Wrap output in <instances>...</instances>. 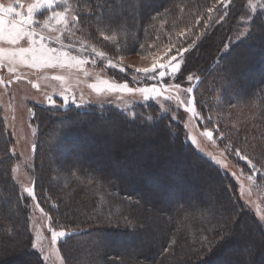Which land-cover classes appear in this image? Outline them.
I'll use <instances>...</instances> for the list:
<instances>
[{"label": "trees", "instance_id": "1", "mask_svg": "<svg viewBox=\"0 0 264 264\" xmlns=\"http://www.w3.org/2000/svg\"><path fill=\"white\" fill-rule=\"evenodd\" d=\"M210 1L212 5H207ZM221 1L74 0V3L80 15L77 25L90 44L96 46L98 43L109 57H115L119 51L125 50V46L126 49L128 47L146 52L150 50L149 45H146L148 42L151 44L153 41L159 47L161 40L177 44L176 51L189 49L196 43L195 33L202 23L198 20L212 16V11L216 14L223 11ZM238 1H234L235 6L232 7L234 10L238 9L235 19L230 20L229 26L223 29L225 33L221 32V37L222 33L230 35V31L236 29L243 18L244 5H238ZM183 3L185 6H181ZM209 9L212 11L209 12ZM255 16V22L249 27L248 37L260 46L264 42V18L258 12ZM226 19H230V16ZM225 23L226 21L215 23L213 31ZM113 36L117 39L112 38ZM214 38L213 34L210 43L204 44L205 56L201 59L200 68L203 74L207 72V76L201 79L196 89V100L203 114H209L212 110L216 112L219 117L218 130L223 128L226 133H230L228 136L233 135L234 143L240 142L241 134H237V129L231 124L233 117L228 113L226 102L230 101L231 96L233 104L239 105L241 102L237 95L243 90L249 91L253 96L259 93L251 88L253 83L242 78L238 80L235 75L233 78L241 83L231 90L226 84L229 81L227 77L220 76V73L212 75L211 71L217 67V62L222 66L226 64L232 68L238 67L239 62L230 60L229 57L235 54L249 64L256 59L255 55L259 50L249 49L239 40V44L233 43L231 52L224 53V57L229 58L227 63L220 58L215 62L222 47L218 41L211 42ZM117 43L124 45V48L121 49ZM194 55L192 52L190 57L194 58ZM197 60L194 59L192 68L197 67ZM109 73L119 82L133 80L129 71L122 73L109 69ZM210 76H213V85L208 81ZM203 82L205 88L202 89ZM212 89L218 91L219 97L211 95ZM144 108L157 119V124L153 127L130 129L126 120L114 108L106 118L101 117L102 113L96 108H57L52 116H55L59 129L51 125V115L44 114L41 121L45 125V141L42 142L41 150L43 156L37 161L36 172L40 183V197L47 206L52 207L51 203L55 202L52 195L57 196L64 203L65 210L75 217L72 223L62 221L71 228L72 233L60 243L61 252L68 253L75 251L77 247L83 248L85 252L81 253L82 264H90L93 256L99 260L96 264H212L228 255L237 258H231V262L225 264H264V227L250 210L237 211L231 196L233 192H229L230 187L223 184V176L227 173L187 141L184 129L178 135L174 134L177 143L173 144L172 133L163 125L168 114L160 115L156 103L139 104L135 107V112ZM0 121V150L5 155H1L0 163L9 164L12 172L9 149L2 135L4 120L1 114ZM68 124H71V128L66 130ZM255 131L258 132V129ZM256 132L253 136H256ZM262 140L260 146L255 144V139L252 144L258 146L257 151L263 154L260 157L263 160L247 156V161L242 163L246 173L258 171L260 178L264 171V137ZM99 142L103 145L101 152L96 150L92 154L85 153L84 148ZM61 145L66 147L67 154L58 152ZM249 149L253 150L251 147ZM51 169L57 173L49 187L46 181H50ZM131 177L136 180L134 185L129 182ZM10 180L5 178L0 185V214L6 223L17 227L16 239L0 234V256L4 253L1 250L6 254L15 250L19 255L24 254L29 264H46L40 254L32 249L28 214L21 202L19 185L13 178L10 177ZM69 183L68 189L65 186ZM187 187H195V190L187 193L184 191ZM54 211V217L60 220L61 211L59 208ZM235 213L238 216L236 219L233 218ZM82 221L92 222L93 228L88 234ZM240 221L241 229H238L237 223ZM106 224H112L113 227L109 229ZM0 229L4 227L1 225ZM107 235L130 241L135 240V235L145 236L146 243L141 240V246L135 249L147 251L148 263L139 260L138 254L133 250L134 246L118 251L123 259L111 258L113 240H109L110 244L103 242V237ZM67 246L69 250L66 249ZM100 247L110 251L106 253L103 250L101 254ZM9 263L11 260L6 257L3 264Z\"/></svg>", "mask_w": 264, "mask_h": 264}, {"label": "rangeland", "instance_id": "2", "mask_svg": "<svg viewBox=\"0 0 264 264\" xmlns=\"http://www.w3.org/2000/svg\"><path fill=\"white\" fill-rule=\"evenodd\" d=\"M234 1L236 0H222L223 11L221 10L219 14L212 11V16L208 15L207 17H203L204 19L201 18L198 20V22L201 21L202 23L195 33L196 39L194 41L196 43L190 46L187 51H181L183 55L181 71L176 74L174 79H169L167 74L163 79L159 78L158 74L155 77H146L142 73H136L134 69L151 68L154 60L157 58H159L161 63H167L174 55L179 59L180 57L177 55L175 49L177 44L171 41L170 43H167V41L162 42L161 40L160 46L158 47L157 44L156 47L153 41L151 44L148 42L146 45H149L150 50L146 52L135 51L128 47L126 49L125 46L124 51H119V53L115 54V57L110 56V58L101 50L100 47L102 46L97 42L96 46L90 44L87 37H85L82 30H80L77 25L78 22L69 24L68 29L64 31L61 37V42L66 46L63 48V51L86 60L85 63L78 66L65 65L61 67L57 65L55 67L37 68L21 63L9 65L7 60H4L2 65H0V114L2 120H4V133L2 132V135L5 138V142H7V149H9L11 157L9 163L12 164V172H10L9 164L0 163V185L5 178L11 181L10 177L19 185L21 202H23L25 212L28 214L30 232L32 234V249L40 254L46 264H82L83 257H81V253L85 252L81 247H77L75 251L68 253L61 252L60 243L72 233L71 228H68L62 221L72 223L71 221L75 220V217H72L71 214L65 210V207H63L64 203L55 195H52V200L55 201L51 203L52 207L47 206L48 204L40 197L41 193H39L38 190L40 183L38 174L36 173L38 171L37 161L43 156L41 151L43 149L42 142L45 141V125L42 124L41 121L42 118H44V114L51 115V125H55V128L59 129V124L54 120L55 116H52V112L60 107L68 108L74 106V108L79 110L96 108L99 109V112L102 113L101 117L104 118H106L108 114L110 116L114 108V110H118L119 115L126 120L130 129H139V127L144 126L147 128L153 127V125L157 124V119H154L145 108L144 110L135 112V107L142 103H156L158 105V110H160V115L168 114L163 125L167 127L169 132L173 135L171 142L176 145L177 138L174 134L178 135L179 131L182 132L181 129H184L187 141H190L199 152L216 162L217 165L227 173V175L225 174L226 176H223V184L230 187L231 191L229 192H233L231 196L234 199L233 205L236 204L237 211L244 209L250 210L257 221L264 227V171H261L262 177L260 178L258 177V171L246 173L242 165V163L247 161V159L242 157H258V161L261 159L260 157H263V154L257 151L258 146L252 144V140L255 139V144L260 146L264 137V78L262 79V75H264V42L262 41L263 44L259 46L256 41L254 42V40L248 36H250L249 27H252V24L255 22V13H261V16L264 18V0H240V2L237 0L238 5H240V3L244 5L242 9L243 18L240 19L241 22L236 26V29L232 30V32L230 31V35L228 34V36H225L222 33L221 37L223 29H225L227 25L229 26L231 19H235V13L238 9H233L235 6ZM35 2L36 0H20L23 8H18V11L26 12L28 6ZM16 3L17 0H0V4H3L5 7L9 5L15 6ZM183 5L185 6L184 3L181 4V6ZM207 5H212V1ZM65 7L69 9V15H79L74 0H67L66 4H58L56 10L61 11L64 10ZM47 15L48 10L45 9L37 12L35 17L42 21ZM228 15L230 19H226ZM5 19H10V17L6 16ZM224 21H226L225 24L213 31L215 23ZM37 31H42V34L45 36L51 35L53 37V42L50 44L51 47H61V44L55 42L54 39L59 33L50 32L47 29L41 30L39 27ZM223 32L225 33V30ZM213 34L215 38L212 39L211 42L216 41L217 43L218 41L220 43L219 45L222 47V51L218 54V58L215 62H217L219 58L222 62H226L228 57L225 58L224 53L231 52L233 43L237 42V44H239V40L243 41L249 49L259 50L258 54L255 55L256 59L251 60L249 64H247V61L241 60L240 56L235 54L229 57L231 58L230 60L239 62L238 67L232 68L226 64L222 66V64H218L217 62V67L211 71L212 75L220 73V76L224 78L227 77L229 81H227L226 84L231 87V90L238 87L241 83L236 79L240 80L242 78V80L245 79L249 81L248 83H253L251 88L256 93H259H255L256 95L253 96L249 94V91L243 90V92L237 95L238 100L241 102L239 105L235 106L233 104L231 96L230 101L226 102V106L229 110L228 113L233 117V122H231V124L237 129V134H241L240 142L236 141L234 143L233 135L231 134L228 136L230 133H226L223 128L218 130L217 125L219 123V117L214 110H210L211 112L209 114H203L201 108H198L196 89L201 79L207 76V72L203 74V70L200 68V62L202 57L205 56L204 44L210 43ZM245 37H247V39L244 40L243 38ZM112 38L117 39L116 36ZM21 44L25 47L28 46L26 40L21 41ZM118 44L119 43L116 45ZM237 44H235V46ZM119 45L121 49L124 48V45ZM0 47L10 46L0 44ZM93 49H95V53L92 52ZM192 52L195 54L194 58L190 57ZM99 53H104L106 59L101 58L98 55ZM124 53L125 55H123ZM194 59H198L196 66L200 69H197V67L192 68L191 65ZM109 60H111L113 64H116L117 67L109 66ZM120 66L124 67V71L120 70ZM9 67H14V71L10 72L8 70ZM109 69L113 71L117 70L122 73L129 71L133 80L116 81L111 77ZM188 75L193 76V82L191 84L186 79ZM233 75L237 76L235 77L236 79L233 78ZM57 76L63 77V79H55ZM197 77L199 78L198 80L196 79ZM208 81L213 85V76H210ZM131 82L133 84H131ZM176 83L181 85L179 90L174 87H169V85H174ZM124 84H127L128 88L134 89V91L128 92L127 89L123 88ZM93 85L96 87H93ZM203 85L204 82L201 86L202 89L205 88ZM189 86L193 87V92L191 94L185 92V89ZM153 87L156 88V91L147 93L150 97L149 99L144 98V93L136 91L137 89ZM211 92V95L219 97L216 89H212ZM65 95L68 96L67 103L63 100V96ZM73 95L75 96V103L72 102ZM52 101H54V103ZM78 116L81 117V114H78ZM255 129H258V132H256ZM206 131H212V137L206 136ZM222 132L225 135L222 134ZM255 132L256 136H253ZM224 137H226V139L221 141ZM193 140L195 143H193ZM102 146L101 142L94 143L92 147L88 146L84 148L85 153L92 154L96 150L101 152L103 149ZM232 147L235 148L232 149ZM249 147L253 148V150L249 149ZM65 149L66 147L61 145L58 152L60 154H65ZM260 150L262 151L261 148ZM1 155L5 157L0 150V161ZM62 157L61 155V158ZM56 173L53 169L50 170V181H46V185L49 187H51L49 184L54 182ZM129 182L134 185L136 180L131 177ZM69 186L70 183L65 187L69 189ZM194 190L195 187H187L184 191L192 193ZM30 192L32 193L31 195L29 194ZM57 208H59L62 213L61 217L59 216L60 220H56V217H54V210ZM41 209H43V211H41ZM63 215H67V217L64 218ZM2 216L3 215L0 214V227L1 225L2 228L4 227V229H0L1 236H13V238H15L17 227L10 226V224L5 222V219L1 218ZM49 217H51L50 220ZM233 218H238L237 213L233 214ZM82 222L83 228L88 230V232H86L88 234L89 230L93 228V226H91L92 222ZM241 223L242 221L237 223L238 229H241ZM105 226L109 229L113 227L112 224H106ZM53 229L56 231H64L69 235L53 242L51 238ZM225 232L226 231H224V233ZM11 233L13 234L10 235ZM74 239L72 241H74ZM110 239L113 240L111 251L115 250L114 252H110L112 254L111 258L119 260V258L122 257L118 252L119 250L132 248V246H134L133 250L138 254L139 260H144L143 263H148L146 260L147 251H142L140 248L135 249L141 246L139 243L141 240H145V236L137 237V235H135V240L130 241L128 239H118L107 235L103 237V242L110 244ZM145 241L144 243H146ZM147 241L150 243V239ZM68 246L66 248L67 250H69ZM103 250H105L104 247L101 248V254H103ZM109 251L108 249L105 250L106 253ZM1 252H4L1 253L0 256L2 264L6 257H9L11 260L9 264H29L24 254L19 255L15 250L11 254H6L4 250H1ZM234 257L237 258V256L231 257L228 255L212 264H225V262H231V258ZM97 262H99V260L95 259V256H93L89 263L96 264Z\"/></svg>", "mask_w": 264, "mask_h": 264}, {"label": "snow or ice", "instance_id": "3", "mask_svg": "<svg viewBox=\"0 0 264 264\" xmlns=\"http://www.w3.org/2000/svg\"><path fill=\"white\" fill-rule=\"evenodd\" d=\"M67 3V0H36L35 3L30 4L26 12L18 11V8H23V5L20 3V0H17L15 6L9 5L5 7L3 4H0V44H6L10 47H0V65H2L4 60H7L9 65H15L17 63L28 64L31 67H55L57 65L63 67L68 66H78L86 62V60L80 59L75 55H71L69 52L63 51V48L66 47L61 42V37L64 34V31L68 29L70 23H76L79 21L80 17L78 14L69 15V9L67 7L64 10L57 11L56 6L58 4ZM48 10V15L42 21L36 19L35 14L42 10ZM212 9H209L211 12ZM10 17V19H5V17ZM41 30L47 29L50 32L59 33L54 39L55 42L60 43L61 47H51L50 44L53 42V37L51 35L45 36L41 32L37 31V28ZM26 40L28 46L25 47L21 44V41ZM47 41V43H46ZM183 51H187L184 49ZM95 53V49L92 50ZM101 58L106 59L104 53L98 54ZM177 56H172L167 63H161L159 58L154 60L151 68H137L134 69L136 73H142L146 77H155L158 74V77L163 79L166 74L169 79H174L176 74L181 71V64L183 62V55L180 49H177ZM108 65L111 67H117L116 64H113L111 60L108 61ZM10 72L14 71V67H9ZM120 70L124 71V67L120 66ZM57 80H62L63 77H55ZM186 79L191 84L193 82V76L188 75ZM199 79L198 77L196 78ZM93 87H96L93 85ZM169 87H174L179 90L181 85L176 83L174 85H169ZM123 88L127 89L128 92L134 91V89L128 88L127 84L123 85ZM145 94V99L150 97L147 93L155 92L156 88H142L137 89ZM187 94L193 92V87L189 86L185 89ZM51 99V98H49ZM63 100L67 103L68 96H63ZM54 103V101H52ZM72 102L75 103V96L72 97ZM71 128V124L66 126V130ZM205 135L212 137V131H206ZM193 143L195 141L193 140ZM247 159V157H242ZM249 160V164H251ZM255 167V165H253ZM32 194L31 192L29 193ZM43 211V209H41ZM51 217H49V220ZM69 235L64 231L52 230V241L56 242L58 239H62Z\"/></svg>", "mask_w": 264, "mask_h": 264}]
</instances>
